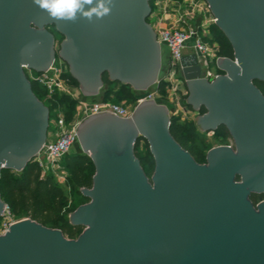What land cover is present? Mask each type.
<instances>
[{
    "label": "water",
    "instance_id": "obj_1",
    "mask_svg": "<svg viewBox=\"0 0 264 264\" xmlns=\"http://www.w3.org/2000/svg\"><path fill=\"white\" fill-rule=\"evenodd\" d=\"M152 0H112L103 18L55 19L33 0H0V176L22 172L42 150L50 110L25 69L44 73L65 61L87 98L105 75L134 91L160 83L162 47L148 23ZM234 51L215 81L196 55L182 59L187 105L206 112L203 132L224 126L232 146L198 163L171 134L168 107L144 101L131 118L100 113L78 129L95 167L90 201L69 216L77 239L31 219L0 235V264H264V0H204ZM89 6H86V8ZM55 33L63 38L56 51ZM147 142L151 177L135 149ZM252 195H260L255 204ZM8 209L0 194V219Z\"/></svg>",
    "mask_w": 264,
    "mask_h": 264
},
{
    "label": "trees",
    "instance_id": "obj_2",
    "mask_svg": "<svg viewBox=\"0 0 264 264\" xmlns=\"http://www.w3.org/2000/svg\"><path fill=\"white\" fill-rule=\"evenodd\" d=\"M211 32L213 38L210 39L205 37L204 39L211 44H218V57L233 60L234 51L225 35L215 24L211 27ZM64 77L68 79L70 85L79 87V83L70 73L66 74ZM103 79L105 89L103 88L104 90L101 92V101L121 104L119 101L120 96L125 99L134 98L133 93L130 91L131 88L120 83L111 82L108 75H105ZM166 84L167 83L164 81H160L157 86L158 93L165 94ZM255 84L264 95V83L255 82ZM32 87L39 100L50 103L51 107L48 106L50 110V119L52 110L55 111V109L66 106L69 108L66 118L68 121L71 120L76 105L75 100L70 96L59 95L58 93H56L52 99H48L46 92L38 86V84L32 82ZM205 112V108H202L200 111L201 114ZM170 131L175 140L187 150L197 162L205 159L204 154L195 151V146L194 149L193 147H188L190 143L193 144L196 141V128L192 123L182 124L175 118H171ZM215 132L222 136L230 137L228 130L224 126L220 127ZM142 141L144 140L138 142L135 149L136 151L139 149ZM144 142L148 149L147 153L141 156H138L136 153V155L140 159L146 174V169L154 173V158L149 151L147 142ZM65 160L66 167L71 175L68 180L70 188L75 190L83 201L86 203L89 202L90 200L81 194V190L91 189L93 186L95 167L92 160L84 154H69L66 156ZM0 194L2 200L8 206L9 214L14 218L24 216L45 227L61 230L68 239H77L84 231L83 227L70 224L69 215L73 210L69 207V199L64 189L57 185L50 175L44 176L39 164L34 160L29 162L26 168L20 173L10 170L2 171L0 176ZM259 197L260 195H252L251 200L257 204ZM261 197L264 199V194H262Z\"/></svg>",
    "mask_w": 264,
    "mask_h": 264
},
{
    "label": "built area",
    "instance_id": "obj_3",
    "mask_svg": "<svg viewBox=\"0 0 264 264\" xmlns=\"http://www.w3.org/2000/svg\"><path fill=\"white\" fill-rule=\"evenodd\" d=\"M194 5L196 6V4ZM212 21L215 23L213 16ZM154 31L162 50L165 48L169 53L166 74L163 80L165 83L174 84L173 82L176 81L178 83V91L186 90V81L182 75V59L186 55H196L203 79L213 82L223 75L218 68V60L222 58L217 55L218 44H211L206 41L204 39L205 35L199 32L186 31L180 27L159 28L156 25L154 26ZM57 59L60 60L59 63H63V60L56 58L51 68L44 73L25 69L28 79L38 84L46 92L48 99H52L56 93L68 95L71 89L68 79L64 77L67 72H65L62 65L57 63ZM144 101H157V98L155 95L149 94L140 98L138 105ZM76 111L78 116L68 121L61 108L55 109L57 113L55 130L48 132L46 143L34 159L39 164L42 173L56 171L60 163L71 153L72 147L78 140L79 126L87 118L100 113H108L122 119L131 118L133 115L124 105L105 101H81L77 104ZM78 117H81L80 121ZM6 212L10 215L9 209ZM15 223L11 220L4 223L1 227L0 235L5 234L10 226Z\"/></svg>",
    "mask_w": 264,
    "mask_h": 264
},
{
    "label": "rangeland",
    "instance_id": "obj_4",
    "mask_svg": "<svg viewBox=\"0 0 264 264\" xmlns=\"http://www.w3.org/2000/svg\"><path fill=\"white\" fill-rule=\"evenodd\" d=\"M194 4H196V6ZM151 9H152V12L149 17L148 23L153 27V29L155 26L154 22L157 19H159L158 17H160V19L166 22L163 25L165 28L180 27L182 29H185L186 31L199 32L205 35L207 38H210V39L213 38V35L211 32V27L214 25L212 21V14L207 4L203 0H181V1L152 0ZM52 32H54L56 36L55 48H56V51L58 52L60 44L63 41V38L60 35L56 34L54 29L52 30ZM168 58H169V53L164 48L162 52V68H161L160 75H159L160 81L164 80ZM59 61L60 60L57 59V63H59ZM59 64L63 66L67 74L70 73V68L65 61ZM173 83L174 84H169V83L166 84L167 86L165 88V94L158 93L157 91L158 85H154L144 92H138V91H134L133 89H130V91L134 95V98L125 99L122 96H120L119 101L122 105L127 107L131 113H134L135 109L138 106V100L142 97L152 94L156 96L158 102L163 103L168 107L171 118H175L182 124L192 123L196 128V141L193 144L190 143L188 147L189 148L193 147L194 149V146H195V151L197 153L204 154L205 159L200 160V162H198L200 164L206 163L208 152L212 150L213 148H216L219 146L234 147V142L231 137L222 136L221 134L217 132H203L198 127L197 119L200 113L194 110L193 108H190L187 105V100H188L187 87L185 91L180 92L177 90L178 83L176 81ZM69 86L71 87V89L67 96H70L76 102L74 113L71 118L72 120L78 116L77 111H76V106L79 102L81 101L94 102L95 100L99 98V96L95 98H87L82 94L80 87H75L70 84ZM43 103L47 107L48 106L51 107L49 102L44 101ZM68 110L69 108L66 106L61 108V111L64 112L65 115L67 114ZM79 119H81V117H78V120ZM56 120H57V113L52 110L49 132H53L55 130ZM147 151L148 149L144 141L140 143L139 149L137 151L135 150L138 156L146 154ZM70 154L72 155L83 154L82 147L79 143V140H77V142L72 147ZM146 171L149 177L153 175V171H149L148 169H146ZM43 175L44 176L50 175L52 179L54 180V182L64 189L69 199V207L73 210V212L76 211L80 206L88 203V202L86 203L85 201H83L81 196L77 194L75 190H72L70 188L68 184V180L71 175H70L69 170L66 167L65 159L60 163L56 171L48 172L45 174L43 173ZM24 219H29V218H26L24 216L14 218L8 215L7 212H5L4 216L0 219V231H1L2 225L6 223L7 221L11 220L14 222H19Z\"/></svg>",
    "mask_w": 264,
    "mask_h": 264
},
{
    "label": "clouds",
    "instance_id": "obj_5",
    "mask_svg": "<svg viewBox=\"0 0 264 264\" xmlns=\"http://www.w3.org/2000/svg\"><path fill=\"white\" fill-rule=\"evenodd\" d=\"M33 2L49 16L71 22L80 17L89 21L94 17L103 18L110 13L112 4V0H33Z\"/></svg>",
    "mask_w": 264,
    "mask_h": 264
},
{
    "label": "crops",
    "instance_id": "obj_6",
    "mask_svg": "<svg viewBox=\"0 0 264 264\" xmlns=\"http://www.w3.org/2000/svg\"><path fill=\"white\" fill-rule=\"evenodd\" d=\"M162 17V16H161ZM159 19H157L154 23L156 25V27L162 28L164 27L163 25L166 23L164 20L160 19V17H158ZM166 26V25H165ZM167 51V50H166ZM168 52V51H167ZM98 97V96H97ZM102 100V95L101 93L99 94V98L97 100H95L94 102H100Z\"/></svg>",
    "mask_w": 264,
    "mask_h": 264
},
{
    "label": "flooded vegetation",
    "instance_id": "obj_7",
    "mask_svg": "<svg viewBox=\"0 0 264 264\" xmlns=\"http://www.w3.org/2000/svg\"><path fill=\"white\" fill-rule=\"evenodd\" d=\"M231 137V136H230Z\"/></svg>",
    "mask_w": 264,
    "mask_h": 264
}]
</instances>
